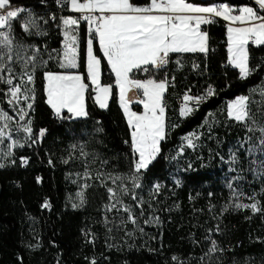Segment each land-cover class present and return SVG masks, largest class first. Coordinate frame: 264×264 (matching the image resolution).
Segmentation results:
<instances>
[{
	"label": "trees",
	"instance_id": "trees-1",
	"mask_svg": "<svg viewBox=\"0 0 264 264\" xmlns=\"http://www.w3.org/2000/svg\"><path fill=\"white\" fill-rule=\"evenodd\" d=\"M134 2L142 5L147 0ZM188 2L201 6L224 2L233 7H256L253 0ZM17 5L30 8L38 17L48 19L55 15L57 19L42 24L44 36H28L13 25L16 39L26 46L39 47L38 62L47 61L46 66L36 70L32 85L35 100L30 101L33 110L29 113L34 133L38 129L47 131L39 143L14 148L13 158H17V163L0 169V264H89L91 258L97 264H177L173 256L184 264H262L264 215L254 214L250 209L229 207L226 212L223 209L235 202L251 203L252 196L264 207L261 134L248 132L240 122L229 118L225 110L233 99L249 95L264 79V45H248L249 65L257 67V71L246 80L239 79V70L227 63V22L216 18L215 23L201 26L202 31L208 32V53H173L169 67L162 71L149 66V73L133 70L130 74L132 79L146 80L150 76L164 78L166 73L169 81L164 94L166 138L160 143L157 158L141 174L142 187L135 190L138 197L151 201L150 207L144 206L141 216L136 202L119 193L120 182L113 184L106 175L130 173L132 129L119 104L116 77L98 40L93 42V54L101 60V84L112 86L108 107L101 109L97 105L94 86L87 79L85 50L89 37L87 25L81 23L82 60L77 72L90 85L85 93L88 115L60 119L47 103L43 72L63 71L58 66L57 53L62 55L63 42L62 28L58 25H61L59 17L70 13L67 8L60 12L54 0H15L14 6ZM49 54L53 59H49ZM176 60H180V65ZM15 67L19 73L21 66ZM210 86L215 90L212 97L200 102L198 107L192 103L190 114H180L177 98L187 92L203 95ZM0 99V108L14 115L7 99ZM131 108L142 111L139 104H132ZM250 108L254 119L264 124V108L258 105ZM16 124V120L12 122V130H16ZM193 133L198 139L194 141L195 148H189L184 137ZM71 145H77V150L72 151ZM80 147L87 153L86 157L79 156ZM70 155L75 158L69 159ZM20 157L28 158L27 166L20 165ZM65 159L69 162L64 163ZM85 172L91 178L85 177ZM99 173L105 174L102 179H97ZM85 183L89 187L83 189L84 204L73 208V203H79L76 194ZM228 183L243 193L239 201L230 198ZM155 184H160L161 189L152 197L150 192ZM106 186L116 189L123 204L133 208L138 226L130 222L121 224V218L127 221L128 215L122 210H106V204L115 203L109 199ZM45 201L49 202V208L42 207ZM154 215L159 217L160 224L144 223ZM105 220L111 232L105 227ZM217 225L221 229L218 233ZM209 229L223 251L213 254L210 260L205 257L202 262L199 257L210 247L205 240ZM84 231L95 235L94 244L86 243ZM28 244L39 247L29 248Z\"/></svg>",
	"mask_w": 264,
	"mask_h": 264
},
{
	"label": "snow or ice",
	"instance_id": "snow-or-ice-1",
	"mask_svg": "<svg viewBox=\"0 0 264 264\" xmlns=\"http://www.w3.org/2000/svg\"><path fill=\"white\" fill-rule=\"evenodd\" d=\"M43 2V0H42ZM61 8L70 9L74 13H79L78 17H59L64 32V47L58 66L65 69V72H43L46 81L47 103L54 110L55 115L60 119L82 118L88 115L85 105V93L89 89V83H85L82 74L67 71L77 69L78 64V37L73 34L81 22L87 24V56L86 70L87 79L93 87L94 100L101 109H107L112 86H102L100 83L101 60L93 54V42L98 40L99 48L103 56L107 59L111 70L116 77V85L119 88V104L127 116V123L131 127L130 147L133 154L131 171L128 175H113L107 173V178L113 184H118L119 193L122 196H129L136 202V207L140 209L139 214L144 215V206H151V201H145L138 197L136 189H140L141 174L146 171L149 165L157 158L161 148L160 143L166 138V104L164 94L169 87V81L165 73L164 78L157 79L150 76L146 80L130 78L133 70L150 72V67L156 70H164L170 62V54L173 53H208V32L202 31V25H209L216 22L215 18H222L224 21H231L243 25L227 27L228 34V58L227 63L238 69V78L246 80L257 71V67H250L248 45H264V0H253L256 7L245 5L234 8L228 3L212 4L201 6L188 2V0H147L145 4H137L134 0H54ZM15 0H0V98H6L7 103L14 112L9 115L7 111L0 108V145L7 148V151H0V169L8 164L15 165L17 158L14 157V148H22L25 145L32 146L41 141L46 134V129L33 131V120L29 113L33 110L35 100V89L32 85L35 82V73L38 67L47 65V61L37 60L41 53L39 47L25 45L16 39L13 25L15 24L22 33L28 36H44L46 32L42 29V24H47L48 19L56 20L55 15L44 19L36 16L33 11L22 5L14 6ZM238 12L239 14H233ZM29 51L31 54L29 55ZM49 59H53L49 54ZM180 60L176 64L180 65ZM21 66V71L17 73L15 65ZM173 80L175 77L172 78ZM134 87L141 90L145 99L139 101L143 104L142 114L130 111L129 102L125 99V92ZM252 93L259 92L262 100L256 102L264 106V85L260 88H253ZM215 90L209 87L203 95H184L186 102L181 109V115H188L193 110L188 102H194L199 106L200 102L212 97ZM2 102V99H0ZM66 109V114L62 110ZM227 116L236 122H240L248 132H260L259 145L264 151V124L258 123L254 119V114L249 106V96L241 95L233 99L226 106ZM259 110V109H258ZM15 119L16 132L24 134V143L13 138V133L9 131L10 122ZM22 122V123H21ZM99 131V129H98ZM187 147L195 148L194 141L198 139L195 133L184 137ZM10 143L5 144V141ZM129 143V141H125ZM77 145H71L72 151H76ZM183 151V149H181ZM79 156L86 157L87 153L83 148H79ZM75 157L69 156V159ZM21 166H27L28 158L20 157ZM236 160L232 156V162ZM7 161V163L3 162ZM68 159L64 163H68ZM51 164V161H49ZM191 168V164L188 166ZM264 167V165H262ZM85 177L91 178L87 172ZM105 174L99 173L97 179H102ZM39 182V178H37ZM180 182L177 181V184ZM130 184V186H129ZM231 190V199L239 201L243 193L237 192L231 183H228ZM81 191L76 194L79 203H73V208L82 207L84 204V191L89 187L82 184ZM160 184H155L151 189L150 196L159 194ZM109 199L115 203L105 205L107 211L116 209L127 213V221L121 218V224L130 222L138 226L137 216L133 208L123 204L117 190L106 186ZM212 193H209L211 196ZM251 203L235 202L226 204L223 211L229 207L235 209H250L254 214L264 215V207L254 196L250 197ZM119 205V207H117ZM49 208V202L42 205ZM108 221L105 220V227L109 232ZM145 224H160L159 217L153 216L151 220L146 219ZM140 231H143L141 228ZM212 229L205 236L210 247L207 252L199 257L204 261L209 260L213 254L222 252L219 244L212 238ZM221 229L217 225L215 232ZM86 243H95V235L90 231H84ZM198 243V241H193ZM29 248H37L39 245L28 244ZM111 247V245H110ZM22 260V258H20ZM87 259V258H86ZM173 261L177 264H184L178 257L173 256ZM89 264H97L95 258L89 260ZM264 264V262H262Z\"/></svg>",
	"mask_w": 264,
	"mask_h": 264
},
{
	"label": "rangeland",
	"instance_id": "rangeland-1",
	"mask_svg": "<svg viewBox=\"0 0 264 264\" xmlns=\"http://www.w3.org/2000/svg\"><path fill=\"white\" fill-rule=\"evenodd\" d=\"M233 27H240V26H238V24H235V25H233ZM78 45L80 46V37H79V35H78ZM77 53H78V60H79V63H80V61H81V59H82V56H81V52H80V49H79V47L77 48ZM63 70V69H62ZM262 85H264V79L262 80V82L256 87V88H260ZM117 86V85H116ZM118 87V86H117ZM129 90V89H128ZM127 90V91H128ZM126 93V92H125ZM135 95L137 96V94L135 93ZM140 96V97H139ZM139 96H137V98H139V101L140 100H142V99H145L144 97H143V95H142V92H141V90H139ZM249 96V106L251 107V106H255V105H258V106H260V107H262V108H264V106H262V105H259V104H257L256 102H258V101H261L262 100V98H261V96L259 95V92H257V93H252V91L250 92V94L248 95ZM126 99V98H125ZM139 101H137V100H132V103H138L139 105H141V107H142V111L141 112H139V111H133L132 110V108H131V106H129V108H130V111H132V112H136L137 114H142L143 113V111H144V108H143V104H141V103H139ZM190 108H193L192 106H190ZM180 114H181V112H180ZM126 116V115H125ZM183 116H186V115H183ZM254 118H255V116H254ZM126 119L128 120V118H127V116H126ZM15 121V119H13L11 122H10V124H9V131H11L12 133H13V138L14 139H17V140H19L21 143H23L24 142V134L21 132V133H17L16 132V130H12V122H14ZM7 143H10V141H5V144H7ZM0 151H7V148L6 147H4L3 145H0Z\"/></svg>",
	"mask_w": 264,
	"mask_h": 264
},
{
	"label": "crops",
	"instance_id": "crops-1",
	"mask_svg": "<svg viewBox=\"0 0 264 264\" xmlns=\"http://www.w3.org/2000/svg\"><path fill=\"white\" fill-rule=\"evenodd\" d=\"M210 6V5H209ZM241 7H243V6H241ZM234 8H239V7H235L234 6ZM68 12L70 13L68 16H72V17H77V14H79V13H74V12H72L70 9H68ZM233 14H239L238 12H234ZM68 16H66V17H68ZM222 19V18H221ZM227 22V25L229 26L230 24H231V26H233V25H235V24H238V26H243V25H240L239 23H232L231 21H226ZM79 27H80V24L78 25V27L76 28V31L73 33V34H75V35H77V37H78V35H79ZM61 28H62V36H63V42H62V51H63V47H64V35H63V32H64V29H63V27L61 26ZM227 41H228V34H227ZM87 44V43H86ZM78 47H79V49H80V46L78 45ZM86 56H87V46H86V50H85V64H86ZM82 60V59H81ZM80 63H81V61H80ZM80 63H79V60H78V64H79V66H80ZM79 68V67H78ZM77 68V69H78ZM110 68H111V66H110ZM77 69H70V70H67V71H71V72H75V73H79V72H77ZM66 70L65 69H63V71H60V72H65ZM113 72V71H112ZM80 74V73H79ZM113 74H114V72H113ZM115 75V74H114ZM100 83H101V75H100ZM102 86H107V85H103V84H101ZM46 87H47V84H46V81H45V89H46ZM118 93H119V88H118ZM135 93L137 94V96H139V89H136V88H134V87H131V88H129V90L128 91H126V93H125V98H126V100L129 102V106H131L132 104H138V103H132V100H137V101H139V98H137V96L135 95ZM46 95H47V93H46ZM140 97V96H139ZM110 98H111V94H110ZM109 101H110V99H109ZM109 101H108V104H109ZM98 105V104H97ZM99 106V105H98ZM64 110H66V109H64ZM64 110H62V111H64ZM54 111V110H53Z\"/></svg>",
	"mask_w": 264,
	"mask_h": 264
},
{
	"label": "built area",
	"instance_id": "built-area-1",
	"mask_svg": "<svg viewBox=\"0 0 264 264\" xmlns=\"http://www.w3.org/2000/svg\"><path fill=\"white\" fill-rule=\"evenodd\" d=\"M220 3H224V2H215V3H213V4H220ZM230 6H232L230 3H228ZM56 7L60 10V12L62 11V9L63 8H61V7H59L57 4H56ZM233 7V6H232ZM80 14H78L77 15V17L79 16ZM216 19V18H215ZM81 23H85V22H81ZM86 24V23H85ZM87 25V24H86ZM249 44H252L251 42H249ZM170 63V62H169ZM169 67V64L167 65V68ZM210 87H212V86H210ZM213 88V87H212ZM186 94H188V95H192V94H190L189 92H187V93H185V94H183L182 96H180L179 98H177V100H176V104H177V106H178V108H179V110L181 111V109L182 108H184V105H185V101L183 100V97H184V95H186ZM192 103H194V102H188V105H189V107L192 105Z\"/></svg>",
	"mask_w": 264,
	"mask_h": 264
},
{
	"label": "clouds",
	"instance_id": "clouds-1",
	"mask_svg": "<svg viewBox=\"0 0 264 264\" xmlns=\"http://www.w3.org/2000/svg\"><path fill=\"white\" fill-rule=\"evenodd\" d=\"M78 15V14H77ZM81 24V23H80Z\"/></svg>",
	"mask_w": 264,
	"mask_h": 264
}]
</instances>
